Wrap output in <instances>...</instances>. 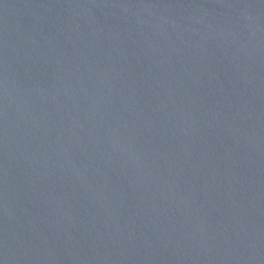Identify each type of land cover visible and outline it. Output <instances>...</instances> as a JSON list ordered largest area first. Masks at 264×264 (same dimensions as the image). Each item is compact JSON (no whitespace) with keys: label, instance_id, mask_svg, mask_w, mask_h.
<instances>
[{"label":"water","instance_id":"95a60500","mask_svg":"<svg viewBox=\"0 0 264 264\" xmlns=\"http://www.w3.org/2000/svg\"><path fill=\"white\" fill-rule=\"evenodd\" d=\"M0 264H264V0H0Z\"/></svg>","mask_w":264,"mask_h":264}]
</instances>
